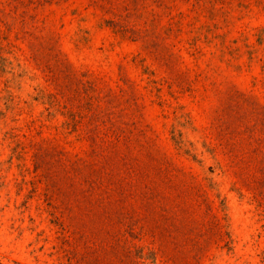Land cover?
Listing matches in <instances>:
<instances>
[{
  "label": "rangeland",
  "instance_id": "rangeland-1",
  "mask_svg": "<svg viewBox=\"0 0 264 264\" xmlns=\"http://www.w3.org/2000/svg\"><path fill=\"white\" fill-rule=\"evenodd\" d=\"M0 264H264V0H0Z\"/></svg>",
  "mask_w": 264,
  "mask_h": 264
}]
</instances>
